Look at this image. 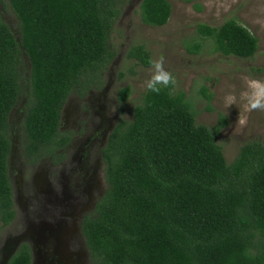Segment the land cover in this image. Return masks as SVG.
Instances as JSON below:
<instances>
[{
  "label": "trees",
  "instance_id": "obj_1",
  "mask_svg": "<svg viewBox=\"0 0 264 264\" xmlns=\"http://www.w3.org/2000/svg\"><path fill=\"white\" fill-rule=\"evenodd\" d=\"M7 1L20 35L0 16V225L14 215L11 109L24 95L25 146L31 154L49 148L69 92L84 95L111 58L107 37L118 13V0ZM170 7L141 0L140 17L162 25ZM198 29L224 54L249 57L257 49V37L234 18ZM127 54L149 64L141 43ZM128 93L119 88V99ZM131 111L102 148L106 188L82 224L93 264H264V140L244 142L228 162L216 141L224 114L211 126L200 123L185 92L170 87L159 95L145 88ZM30 258L25 242L5 264Z\"/></svg>",
  "mask_w": 264,
  "mask_h": 264
},
{
  "label": "rangeland",
  "instance_id": "obj_2",
  "mask_svg": "<svg viewBox=\"0 0 264 264\" xmlns=\"http://www.w3.org/2000/svg\"><path fill=\"white\" fill-rule=\"evenodd\" d=\"M140 1H117L118 13L114 15L107 37V47L113 54L84 98L71 92L62 112V125L76 128L84 121L85 127L95 131L99 127L102 129L104 117L109 125L120 117H132L131 108L142 100L145 82L152 71L150 64L127 54L132 45L141 43L148 50L150 60L164 57L165 69L177 81L176 86L170 88L185 92L198 122L211 126L221 113L224 114L226 124L217 134L216 141L228 162L244 142L264 140V111L245 112L244 102L239 99L240 93L246 90L245 78L264 80V0H169L170 14L162 25H151L141 19ZM0 16L19 39V20L7 0L0 1ZM228 18L236 19L257 37V49L251 56L224 54L214 49L212 38L198 29L199 24L219 26ZM195 44H198L197 49H194ZM22 57L23 70L28 74V57L24 52ZM124 86L129 88V93L121 101L119 88ZM230 93L237 96V103L226 108L224 97ZM23 99L24 95L10 111L15 126L12 180L16 185L18 219L11 226L0 225V264L5 263L4 254L9 256L10 247L14 249L21 240L30 245L31 264H49V260L55 264H93L80 223L106 188L105 164L100 149L94 146L83 154L82 149L76 153L75 148L72 150L74 160L63 167L54 166L49 159L30 165L21 154L16 136V123L21 114L19 102ZM239 114L247 116L246 126L237 123ZM80 163L83 166L79 168ZM24 181L26 188L18 189L17 185ZM72 191L75 201L79 200L73 215L66 216L60 213V208L57 212L51 207V198L55 195L62 198ZM36 195L41 196V203L46 206L44 214L38 212L40 199L38 202ZM23 203L34 212H22ZM53 213L55 217L50 216ZM42 216L44 219L49 216V221L41 222L42 218H38ZM51 222L57 225H51ZM41 226L49 227L50 233L38 243L43 238L38 229Z\"/></svg>",
  "mask_w": 264,
  "mask_h": 264
},
{
  "label": "flooded vegetation",
  "instance_id": "obj_3",
  "mask_svg": "<svg viewBox=\"0 0 264 264\" xmlns=\"http://www.w3.org/2000/svg\"><path fill=\"white\" fill-rule=\"evenodd\" d=\"M94 85L95 84H91V86H89V88L87 89V92H88V90L93 89ZM72 91H74V93L78 97H81V98H84V96L87 93L86 92L84 95H81L79 93V91L77 89H74V88L69 92V94H68V96H67V98H66V100H65V102L61 108V114H60V118H59V122H58V134H56V137L53 140V142L49 143V145H50L49 148L44 147L42 150H40L38 152H34L32 154L29 152V149L25 146L26 133H25V128L22 125L23 104H24L25 97H24L22 103L19 102V104H21V106L19 108L21 111V114H20V116L17 120V123H16V129H17L16 136H17L18 141L20 142V145H21V150H22L21 154H22L23 158L30 165H35L37 162H39L41 160L49 159L50 162L54 166L63 167V166H66L68 163H70L74 160V154L72 153V150H75V148H76V153H77V150L82 149L83 154H86V151L89 152V150H91L94 146L99 147L100 157L102 158V161L104 163L103 156H102V148L105 146L107 139H108L109 132L111 131V129L113 128V126L115 125L116 122H114L112 125L106 124L105 117H104L102 129L100 130L101 127H99V130H95V131L91 130L90 128L85 127L83 125L84 121H81V124L76 126V128H70V127L68 128V127H65L64 125H62V121H63L62 120V118H63L62 112L66 106L67 99H68V97ZM11 110H13V109H11ZM8 119H9L8 137H9V141H10V146H9V152H8V158H7V173H8V177H9L11 187H12V200H13L14 215L10 219L9 222L2 225L5 227L13 225L18 219V214H17L16 208H15L16 185H14V182L12 180V171H13V158H12V156H13L14 146L16 145V143H15V139L13 136V131L15 129V126H14V122H12V119H11V112L9 113ZM71 153H72V155H71ZM82 157L80 158L81 162L83 161ZM14 159H15V156H14ZM18 165H20V164H18ZM78 166L80 168L83 165H82V163H80ZM72 168H73V165H72L71 169ZM71 177H72V175L70 174L69 178H71ZM17 188L24 190L26 188V182L24 181V183L21 184L20 186L17 185ZM58 189L60 191L64 192V188L61 185H58ZM73 194L74 193L72 191L71 193H68L67 195H65L62 198L55 195L53 198H51V200H49L51 207L53 209H56L57 212H58V208H60L61 209L60 213L66 215V216L67 215H73L74 214L73 208L77 207V205L79 204V200L75 201ZM101 195L98 198H96V200L94 201L92 210L89 212H86L82 216L81 223H80V228H81L82 233H83V229H82L83 220L86 216L92 215L94 213L95 204L98 201V199L101 197ZM38 196L39 195L35 196V198L37 197V201L41 198V196H39V197ZM44 205L45 204L41 203V199H40V203H39L40 209H38L39 214H44V212H47L45 210L46 206H44ZM21 209H22V212L24 210V213L30 214L31 212H34V210H29L28 207H26V205L24 206V203H23V208L21 207ZM50 216L55 217L56 214L53 213V214H50ZM43 217H45V216L39 217L38 219L42 218L41 222L42 221L43 222L49 221V216L47 219H44ZM51 225H57V223L51 222ZM38 229L42 232L41 234L43 235V238L39 239L37 242L42 243L46 239L48 234L50 233V229H49V227H42V226L38 227ZM83 236H84V233H83ZM84 240L86 243L85 236H84ZM25 242L28 244L27 241L21 240L19 243H17L15 245L14 249L13 248L11 249V247H10L9 256H6L8 253L4 254L3 259H4L5 263L7 262L9 257L18 249V247L21 245V243H25ZM86 246H87V244H86ZM29 248H30V245H29ZM87 248H88V246H87ZM88 251H89V248H88ZM30 254L32 255L31 248H30ZM31 260H32V257L30 258V264H31ZM89 260H92L90 251H89ZM48 263L49 264H55L53 262V260H49Z\"/></svg>",
  "mask_w": 264,
  "mask_h": 264
},
{
  "label": "clouds",
  "instance_id": "obj_4",
  "mask_svg": "<svg viewBox=\"0 0 264 264\" xmlns=\"http://www.w3.org/2000/svg\"><path fill=\"white\" fill-rule=\"evenodd\" d=\"M151 65L150 78L145 82L146 89L154 94L159 95L162 89L175 87L177 84L173 74L164 67V57L149 60ZM246 90L240 93L239 99L244 102V111H264V80L255 78H245ZM237 103V96L228 94L224 97V105L226 108ZM237 123L240 126H246L247 116L239 114Z\"/></svg>",
  "mask_w": 264,
  "mask_h": 264
}]
</instances>
